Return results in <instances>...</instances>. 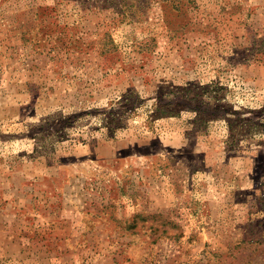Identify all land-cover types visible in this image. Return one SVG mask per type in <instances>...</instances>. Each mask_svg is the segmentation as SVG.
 <instances>
[{
    "label": "rangeland",
    "instance_id": "obj_1",
    "mask_svg": "<svg viewBox=\"0 0 264 264\" xmlns=\"http://www.w3.org/2000/svg\"><path fill=\"white\" fill-rule=\"evenodd\" d=\"M0 264H264V0H0Z\"/></svg>",
    "mask_w": 264,
    "mask_h": 264
}]
</instances>
